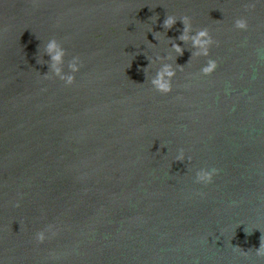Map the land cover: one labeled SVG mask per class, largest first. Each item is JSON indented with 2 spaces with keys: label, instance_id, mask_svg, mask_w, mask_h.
Returning a JSON list of instances; mask_svg holds the SVG:
<instances>
[{
  "label": "water",
  "instance_id": "95a60500",
  "mask_svg": "<svg viewBox=\"0 0 264 264\" xmlns=\"http://www.w3.org/2000/svg\"><path fill=\"white\" fill-rule=\"evenodd\" d=\"M183 16L210 57L191 60ZM53 38L65 72L80 57L72 85L37 62ZM169 38L183 69L163 94L145 68ZM262 235L264 0H0V264H264Z\"/></svg>",
  "mask_w": 264,
  "mask_h": 264
},
{
  "label": "clouds",
  "instance_id": "9594fccd",
  "mask_svg": "<svg viewBox=\"0 0 264 264\" xmlns=\"http://www.w3.org/2000/svg\"><path fill=\"white\" fill-rule=\"evenodd\" d=\"M156 21L159 19L158 15H155ZM178 18L174 15H167L163 21V28L167 31L170 30L177 22ZM179 20L183 23L184 29L182 34L178 37L179 41L190 42L195 51L192 53L191 60L194 57H210V48L215 43L212 36L210 35L207 28L193 30L190 17L183 16ZM235 28L240 30H247V22L244 19H237L234 24ZM153 32V29L150 30ZM165 33L153 32L155 40L161 41V37H164ZM149 44L154 45L150 41ZM168 43L170 44V50L166 57L158 56L155 60L150 58V63L145 68L146 74L151 69V67L160 63V67L156 70L155 75L151 76L149 79L152 87L159 93L167 94L172 91L173 79L177 74V66L183 69V66L176 64V58L179 55H183L184 47L179 43L172 41L169 38ZM44 53L50 57V61H44L43 57L38 59V63H49L50 70L44 74L45 78H51L52 76L58 77L60 80L64 81L66 85H72L76 80V73L81 69V60L79 56H74L67 63L68 71L65 72V57L67 55L66 49L58 42L57 39L53 38L46 42ZM190 60V61H191ZM174 62V63H173ZM218 67L217 61L215 59L209 58L207 63L200 69V73L203 76H210L216 71ZM185 155L183 150H180L179 154L176 156V161L185 160ZM219 174V169H200L195 174V182L197 184H209L213 181V178ZM203 196V193H198ZM19 207V203L16 205ZM56 226L54 224H49L45 229L35 233V239L38 243H44L51 237H55L57 232L55 230ZM249 233V232H247ZM251 234V232L249 233ZM256 250L257 256H264V235L261 236L260 247Z\"/></svg>",
  "mask_w": 264,
  "mask_h": 264
}]
</instances>
